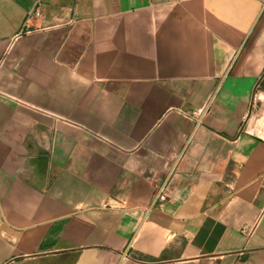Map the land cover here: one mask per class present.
<instances>
[{
	"label": "crops",
	"instance_id": "1",
	"mask_svg": "<svg viewBox=\"0 0 264 264\" xmlns=\"http://www.w3.org/2000/svg\"><path fill=\"white\" fill-rule=\"evenodd\" d=\"M263 75L264 0H0V264H264Z\"/></svg>",
	"mask_w": 264,
	"mask_h": 264
},
{
	"label": "built area",
	"instance_id": "2",
	"mask_svg": "<svg viewBox=\"0 0 264 264\" xmlns=\"http://www.w3.org/2000/svg\"><path fill=\"white\" fill-rule=\"evenodd\" d=\"M19 35H20V33H19ZM263 77H264V75H263ZM195 114H196L195 117L199 120L201 118V116L204 114V110L203 109H200ZM162 192H164V187H161L160 188V191H159V194L158 195L162 194Z\"/></svg>",
	"mask_w": 264,
	"mask_h": 264
}]
</instances>
